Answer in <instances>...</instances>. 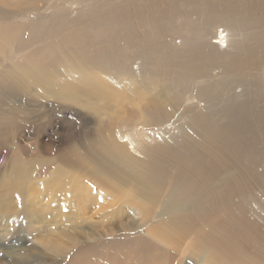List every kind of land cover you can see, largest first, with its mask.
<instances>
[{
    "label": "bare ground",
    "instance_id": "bare-ground-1",
    "mask_svg": "<svg viewBox=\"0 0 264 264\" xmlns=\"http://www.w3.org/2000/svg\"><path fill=\"white\" fill-rule=\"evenodd\" d=\"M66 103L84 127L57 144ZM14 128L32 142L8 140ZM12 143L34 157L12 159L0 204L31 182L68 193L55 224L93 212L85 199L119 205L97 213L107 226L130 206L94 246L118 263L264 264V0H0V148Z\"/></svg>",
    "mask_w": 264,
    "mask_h": 264
},
{
    "label": "rangeland",
    "instance_id": "rangeland-1",
    "mask_svg": "<svg viewBox=\"0 0 264 264\" xmlns=\"http://www.w3.org/2000/svg\"><path fill=\"white\" fill-rule=\"evenodd\" d=\"M232 39H234L232 37ZM180 43V40H177V44ZM134 95L131 94L130 98ZM135 98V97H133ZM137 100H135L136 102ZM140 101V100H139ZM145 104V100L140 101V107ZM113 105V104H112ZM66 114L64 117L66 119L64 128L59 131V135H52L55 130L50 127L47 136L51 138V140L57 144H60L66 141V138L63 136H68L70 140L75 138L72 134L67 135L65 132V128H68L70 132L75 131V128L83 129L77 123H75V115L76 111L74 108H81L83 112L86 110L82 107H76L71 105L70 103L65 104ZM138 110L137 107L134 108ZM94 117L96 124L91 126V128L98 129L100 124L108 123L105 115L102 117L103 123H99L97 121L96 115L92 114ZM167 126V123L164 124L163 127L160 128V132L162 129ZM31 129H25L23 133H20L16 128L12 129L9 133L8 140L16 141V142H25L26 144H30L32 142L33 137L28 135ZM76 132V131H75ZM177 132V131H176ZM64 138V139H63ZM49 139V138H48ZM158 139V138H157ZM166 139V138H165ZM177 139V138H176ZM168 140V141H167ZM167 142L173 141L172 138H168ZM43 144H47L48 141L42 140ZM71 145H73L71 143ZM13 146V147H12ZM14 143L4 146L0 148V180L3 176H6L10 169V163L13 161L12 159L15 156H18L22 159L27 160L26 162H30L33 159L31 150L22 149L20 153L15 154ZM68 148V145L65 149ZM19 171L21 173L25 172L24 167H20ZM87 177V175H85ZM48 180L47 176H42L40 178V182ZM33 184L25 183L19 186L17 189V194L14 196L15 205L11 206L12 203L10 200H5L4 203L0 204L2 210L0 211V264H125L124 262L118 263L116 262L110 253L104 252L101 248H94L99 244H102L106 238L105 234L108 232V229L114 230L116 232L121 225H128L127 219H132L130 214V206H126L128 218L124 217L119 223L114 222L113 224L107 226L106 223H102L103 219L100 217V213L103 211H111L117 208L119 205L114 207H108L105 210L101 209L96 212L99 208L97 205L94 206V203L89 204L91 200L85 199L84 201V210L86 208H92L93 212L85 213L84 215L78 216L77 212H72L73 217H66L64 222L61 224H55V220L59 219V204L62 202V198L65 199V195L67 192H63L61 198L59 197L55 200L54 194L52 198H49L46 193H38V190H32ZM87 187H98L99 189L96 191H108L106 195L101 199L103 202L107 204L113 205L115 200H117L120 196H117L115 192V196H112L110 192H114L115 190H108L105 187L97 186L95 183L93 185L89 184ZM3 188V187H2ZM0 188V190L8 191L11 188L5 187L4 189ZM31 188V191H30ZM97 194V193H96ZM20 195V198H19ZM67 196V195H66ZM128 198L126 196L123 201ZM97 200V199H92ZM66 204H70L67 200ZM27 205L30 206L31 210H33L35 215H30L25 212L27 210ZM94 206V207H93ZM41 208H50V211L45 214L42 212ZM25 212V213H24ZM135 212V211H134ZM98 213V214H97ZM33 214V213H31ZM20 216V225L16 224V222L12 221L11 217ZM8 222L7 226H3L4 222ZM24 222H30V231L33 228L38 229L37 236H29L28 226L24 224ZM12 225V227H11ZM61 225V226H60ZM10 226V227H9ZM23 229V230H22ZM57 248V250L54 249ZM218 264H244L241 263L240 260H224L221 259V263Z\"/></svg>",
    "mask_w": 264,
    "mask_h": 264
}]
</instances>
